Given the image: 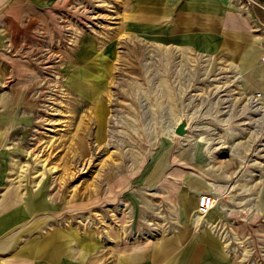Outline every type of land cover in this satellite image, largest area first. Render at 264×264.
<instances>
[{
  "label": "crops",
  "instance_id": "0c3cea01",
  "mask_svg": "<svg viewBox=\"0 0 264 264\" xmlns=\"http://www.w3.org/2000/svg\"><path fill=\"white\" fill-rule=\"evenodd\" d=\"M91 3L102 9L91 27L66 17L77 10L79 19V6L84 11ZM70 22L65 48L62 33ZM263 45L264 11L244 0H0V264H233L207 140L165 135L137 171L120 174L113 199L106 171L110 185L103 194L90 181L73 180L65 195L60 185L30 183L22 164L47 47L61 54V83L82 98L83 113L101 132L118 107L107 88L120 47L152 49L143 63L152 65L158 95L176 99L167 101L166 111L174 113L178 103L181 112L164 125L172 129L179 117L192 121V102L202 109L259 92L264 107ZM200 64L233 73V86L192 87L193 74L205 73L198 72ZM175 65L183 72L173 71ZM177 77L185 82L180 93L165 83ZM205 115L201 120L209 121ZM201 193L214 199L202 214Z\"/></svg>",
  "mask_w": 264,
  "mask_h": 264
},
{
  "label": "rangeland",
  "instance_id": "374dc122",
  "mask_svg": "<svg viewBox=\"0 0 264 264\" xmlns=\"http://www.w3.org/2000/svg\"><path fill=\"white\" fill-rule=\"evenodd\" d=\"M81 7L78 15L81 21L74 15L77 10L68 11L66 17L78 21L81 27L99 22L100 17H95L102 10L98 3L86 4L84 11ZM65 25L62 46L69 48L73 23ZM47 50V63H39L42 79L33 86L37 89L41 85L43 91L40 98L37 95L40 103L32 112L33 128L22 164L30 174L27 180L32 184L46 181L52 188L60 185L65 195L73 191V180L77 184L90 181L96 184L97 194H103V186L110 185L107 182L111 177L114 187L108 190L113 195L119 188L120 174H133L161 138L178 135L170 127H164L174 116L181 115L177 111L178 103L174 113H169L167 101L172 99L175 104L176 99L158 95L152 65L143 63L144 58L152 56V49L122 46L115 59L114 78L107 88L108 96L111 92L108 97L111 105L118 107L100 132L94 127L91 115L83 113L82 98L73 96L71 87L65 88L61 83L62 74L56 68L61 54L50 47ZM199 66L198 72L205 73L193 74L192 87L233 86V73L210 64ZM174 70L183 72L178 65ZM165 83H170L166 86L176 93L182 92L185 84L178 77ZM100 88L102 92L103 86ZM224 99L220 106L209 107L208 103L202 109H195L196 103L192 102L193 118L187 123L186 132L191 138L208 141L204 147L214 172H218L211 177L213 192L217 190L214 195L225 202L227 223L223 234L233 264H264V107L254 108L246 97L239 103L231 97ZM206 113L210 120H201ZM217 158L223 159L216 161ZM105 171L109 179L104 177Z\"/></svg>",
  "mask_w": 264,
  "mask_h": 264
},
{
  "label": "built area",
  "instance_id": "2783aa9c",
  "mask_svg": "<svg viewBox=\"0 0 264 264\" xmlns=\"http://www.w3.org/2000/svg\"><path fill=\"white\" fill-rule=\"evenodd\" d=\"M244 1L248 4L256 5L261 10L264 11V0H244ZM72 36H73V32H72ZM47 48L44 49L45 52H46ZM47 52H49V50H47ZM47 52H46V54L48 55ZM259 60L264 62V45H263V47L259 53ZM248 102H250L252 104V106H254V108L258 107L257 109H261V107H263V106H261V102H260V98H259V92H255V94L252 97H249ZM213 201H214V199L210 194H207V193L199 194L198 198H197V212L200 214L204 213L213 204Z\"/></svg>",
  "mask_w": 264,
  "mask_h": 264
},
{
  "label": "water",
  "instance_id": "95a60500",
  "mask_svg": "<svg viewBox=\"0 0 264 264\" xmlns=\"http://www.w3.org/2000/svg\"><path fill=\"white\" fill-rule=\"evenodd\" d=\"M187 130H188V127L185 124L184 118H179L172 128V131L178 135H182V134L186 133Z\"/></svg>",
  "mask_w": 264,
  "mask_h": 264
}]
</instances>
